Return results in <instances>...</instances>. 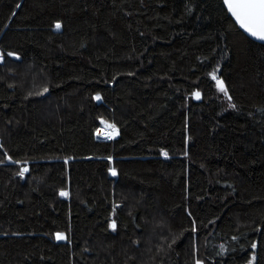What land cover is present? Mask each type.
I'll use <instances>...</instances> for the list:
<instances>
[{
  "label": "trees",
  "instance_id": "1",
  "mask_svg": "<svg viewBox=\"0 0 264 264\" xmlns=\"http://www.w3.org/2000/svg\"><path fill=\"white\" fill-rule=\"evenodd\" d=\"M0 58V264H264V44L222 0H0Z\"/></svg>",
  "mask_w": 264,
  "mask_h": 264
},
{
  "label": "snow or ice",
  "instance_id": "2",
  "mask_svg": "<svg viewBox=\"0 0 264 264\" xmlns=\"http://www.w3.org/2000/svg\"><path fill=\"white\" fill-rule=\"evenodd\" d=\"M224 5L227 7L228 12L231 13L232 17L235 18L236 22L245 29L252 36L258 39L264 40V0H224ZM57 29L61 27L59 23L55 26ZM211 78L216 82V87L218 91L223 92L227 96V89L224 82L218 78L215 72L211 73ZM47 91V89H45ZM197 98H199V93H196ZM99 99V97H97ZM230 99V97H229ZM110 132H104L103 134L107 138L111 139L112 134L115 133L114 125H106ZM164 155H167L164 153ZM28 169L22 168L19 175L23 176ZM115 175V172H113ZM61 196H66V192H61ZM110 227L115 228V224H111ZM64 235L57 233L56 239H64ZM255 247V245H253ZM197 264H200L198 261Z\"/></svg>",
  "mask_w": 264,
  "mask_h": 264
},
{
  "label": "water",
  "instance_id": "3",
  "mask_svg": "<svg viewBox=\"0 0 264 264\" xmlns=\"http://www.w3.org/2000/svg\"><path fill=\"white\" fill-rule=\"evenodd\" d=\"M222 3H223V5H224V0H222ZM224 7H225V9H226L227 12H228L227 7H226L225 5H224ZM228 14H229V16L232 18V20L234 21V23L236 24V26L238 27V29H239L243 34H245L249 39L254 40V41L258 42V43H262V44H264V40L258 39L257 37H254V36H252L250 33H248L247 31H245V29L242 28V27L236 22L235 18L232 17L231 13L228 12Z\"/></svg>",
  "mask_w": 264,
  "mask_h": 264
},
{
  "label": "rangeland",
  "instance_id": "4",
  "mask_svg": "<svg viewBox=\"0 0 264 264\" xmlns=\"http://www.w3.org/2000/svg\"><path fill=\"white\" fill-rule=\"evenodd\" d=\"M0 60H1V58H0ZM111 130L110 129H108L107 127H106V125H104V126H102V127H100V128H98L97 129V131H96V136H98L99 138H106V139H108L107 138V136H105L103 133L104 132H110ZM117 136V132L115 131V133H113L112 134V138H114V137H116ZM114 171H112V173H113ZM57 233H60V234H63L62 232H56L55 233V238H56V234ZM64 235V234H63ZM64 237H65V235H64ZM65 239V238H64ZM63 239V240H64ZM62 240V239H61Z\"/></svg>",
  "mask_w": 264,
  "mask_h": 264
}]
</instances>
